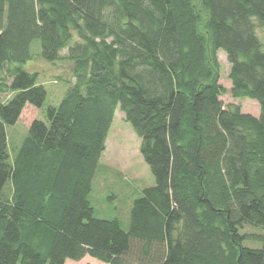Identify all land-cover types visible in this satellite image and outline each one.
I'll use <instances>...</instances> for the list:
<instances>
[{
	"label": "trees",
	"instance_id": "obj_1",
	"mask_svg": "<svg viewBox=\"0 0 264 264\" xmlns=\"http://www.w3.org/2000/svg\"><path fill=\"white\" fill-rule=\"evenodd\" d=\"M264 0H0V264H264ZM40 42L75 83L12 158L6 127L46 91L23 70ZM234 99L225 108L217 52ZM116 110L154 184L125 228L89 197ZM133 188V189H135ZM245 228L253 231L246 233Z\"/></svg>",
	"mask_w": 264,
	"mask_h": 264
},
{
	"label": "rangeland",
	"instance_id": "obj_2",
	"mask_svg": "<svg viewBox=\"0 0 264 264\" xmlns=\"http://www.w3.org/2000/svg\"><path fill=\"white\" fill-rule=\"evenodd\" d=\"M264 45V30H258ZM30 53L32 59L23 64L26 72L37 74V85L46 91V100L41 109H35L27 105L18 122L14 126L6 127V134L12 138V144L8 141V150L13 158L25 138L30 124L34 120L46 121V109L49 106H57L65 96L69 86L75 83L74 62L66 58L67 50L60 53L62 60L49 63L42 59L40 42L31 44ZM218 63L217 83L224 89L220 97L225 108H238L241 114L259 116L258 104L249 99H234L231 96V83L228 78L230 66L225 54L220 51L216 55ZM12 96V95H11ZM10 96V97H11ZM8 94L0 98L6 102ZM8 97V99L10 98ZM101 165H105L112 173L109 183H103V173L99 171L93 180V189L89 197L94 208V216L99 219H118L123 228L127 226L128 210L136 194V185L145 187L154 184V179L149 168L143 162L139 154V139L134 134L129 124L124 121V115L116 110L113 122L106 141V150L103 154ZM135 188V189H133ZM253 230L245 228L244 232ZM65 264H103L90 257H85L80 262L66 261Z\"/></svg>",
	"mask_w": 264,
	"mask_h": 264
}]
</instances>
